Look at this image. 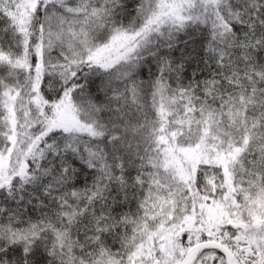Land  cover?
Returning a JSON list of instances; mask_svg holds the SVG:
<instances>
[{
	"label": "snow or ice",
	"instance_id": "6c2138e0",
	"mask_svg": "<svg viewBox=\"0 0 264 264\" xmlns=\"http://www.w3.org/2000/svg\"><path fill=\"white\" fill-rule=\"evenodd\" d=\"M0 264H264V0H0Z\"/></svg>",
	"mask_w": 264,
	"mask_h": 264
}]
</instances>
